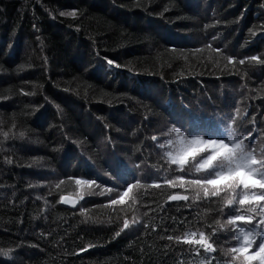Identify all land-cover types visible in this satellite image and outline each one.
Wrapping results in <instances>:
<instances>
[{
    "label": "trees",
    "instance_id": "16d2710c",
    "mask_svg": "<svg viewBox=\"0 0 264 264\" xmlns=\"http://www.w3.org/2000/svg\"><path fill=\"white\" fill-rule=\"evenodd\" d=\"M262 4L0 0V248L11 249L0 264H199L205 256L209 264L230 262L223 250L237 246L236 229L215 221L234 214L225 202L234 193L204 197L200 190L192 199L187 181L201 173L193 168L175 180L182 170L169 164L166 139L175 127L185 136L224 138L231 113L233 126L247 130L245 142L257 154L264 150V65L245 59L264 54ZM73 9L76 17L59 15ZM216 47L236 59L227 62ZM159 178L176 187L151 183ZM76 179L96 184L78 186ZM170 193L189 199L170 201ZM134 217L156 225L155 232L114 235ZM200 231L214 251L167 241Z\"/></svg>",
    "mask_w": 264,
    "mask_h": 264
},
{
    "label": "snow or ice",
    "instance_id": "6c2138e0",
    "mask_svg": "<svg viewBox=\"0 0 264 264\" xmlns=\"http://www.w3.org/2000/svg\"><path fill=\"white\" fill-rule=\"evenodd\" d=\"M264 7V4L261 5ZM77 10L72 11H61L60 16H70L76 17ZM33 29L39 31L36 24L32 25ZM205 28L208 25L204 26ZM248 32L255 36L256 32L253 28H249ZM39 39V37L37 38ZM216 38L213 37V40ZM208 48L212 45L206 44ZM182 51V50H181ZM216 53L223 57L224 60L231 63L236 59L233 54H226L222 52L219 47L214 49ZM108 65H115V67H121L120 64L116 63L112 59L105 57ZM250 63L255 61L260 65H264V54L253 55L251 57H245ZM245 59L239 61L240 64L245 63ZM30 95V93H29ZM237 114H239V109H237ZM246 119V117H245ZM227 120L230 123L225 125L227 136L224 138L217 139H205L204 135L189 133L187 136L181 131L180 127H175L174 129H169L168 134L172 138L166 139V145L168 149L166 151V157L169 164L177 165L182 170V174L175 177V180H184L183 173H191L192 169H195L196 173H201V175L188 180V187L196 191V195L192 199L200 198V190H203L204 197H216L219 192L224 191L227 188L228 191L234 193L233 196H226L225 202L232 206V211L234 214H227V221L221 224L219 220L215 221L220 228L228 229L229 226L236 229L237 235V246L224 249V255L230 256L231 261H226L225 264H253L254 261L257 264H264V150L257 154L254 150V145L247 140V137L243 135L246 129L241 128L239 131L233 125L235 124V117L231 113L227 114ZM107 127V125H105ZM7 135V134H5ZM248 135H252L251 132ZM20 136L23 137L24 133L21 132ZM153 141L157 140L156 136L152 137ZM163 147V146H161ZM189 157L193 158V162L189 161ZM10 162V161H9ZM185 165L188 167L185 169ZM71 179V177L69 178ZM136 179V184L140 185L141 181L139 178ZM160 179L163 183L170 187H176L173 179L159 178L152 179L151 183L155 184L156 187L160 186ZM76 185L81 186H92L96 184L95 180L92 179H76ZM224 184V187H220ZM211 186V187H210ZM133 185L131 183L127 184V189H131ZM180 187H185L184 183L180 184ZM127 189L118 196V199L123 202L124 197L128 195ZM108 191H113L109 189ZM90 195L92 193H89ZM103 193H101L102 195ZM82 198V197H81ZM60 199L65 203L69 201L61 196ZM170 201H187L189 199L186 195L181 194H169L167 197ZM237 202L239 205H248V209L244 214H241L240 209L237 207ZM109 203L115 205L117 200L109 199ZM81 211L85 209L81 208ZM87 219V218H86ZM95 220V218H92ZM175 221V218H173ZM255 221V223H254ZM148 231L152 228L155 232L156 225H150L148 223L138 222L135 217L130 223L127 218L123 220V226L119 228L114 235L120 236L121 233L128 229L129 231H139L140 228ZM163 230V226L161 225ZM216 231V229H213ZM44 233H41L43 236ZM192 238H189V237ZM198 236V238H196ZM163 239V237H161ZM175 240L177 244L183 243L186 245H199L203 247L205 253H210L214 251L213 245L208 242L205 233L200 231L198 233L185 232L183 235H167V241L171 242ZM256 246V250L249 254V249ZM91 243L87 247H93ZM169 245L164 244V248L167 249ZM85 247H79L78 251H85ZM198 251V249H195ZM11 249L0 248V255L4 257L10 256ZM75 254V253H74ZM13 264L15 261L13 260ZM199 264H209V259L207 256L200 260Z\"/></svg>",
    "mask_w": 264,
    "mask_h": 264
},
{
    "label": "rangeland",
    "instance_id": "374dc122",
    "mask_svg": "<svg viewBox=\"0 0 264 264\" xmlns=\"http://www.w3.org/2000/svg\"><path fill=\"white\" fill-rule=\"evenodd\" d=\"M66 199L69 201L67 204L75 205L77 203V199H75L74 197H69V198H66Z\"/></svg>",
    "mask_w": 264,
    "mask_h": 264
},
{
    "label": "water",
    "instance_id": "95a60500",
    "mask_svg": "<svg viewBox=\"0 0 264 264\" xmlns=\"http://www.w3.org/2000/svg\"><path fill=\"white\" fill-rule=\"evenodd\" d=\"M213 249H214V247H213Z\"/></svg>",
    "mask_w": 264,
    "mask_h": 264
}]
</instances>
